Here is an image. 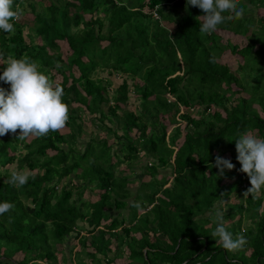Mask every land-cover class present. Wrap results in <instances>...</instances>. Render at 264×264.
Returning <instances> with one entry per match:
<instances>
[{"label": "trees", "instance_id": "trees-1", "mask_svg": "<svg viewBox=\"0 0 264 264\" xmlns=\"http://www.w3.org/2000/svg\"><path fill=\"white\" fill-rule=\"evenodd\" d=\"M170 1L47 0L37 9L40 0H14L29 12L13 33L0 31V74L9 56L37 61L64 88L69 139L76 142L69 132L74 126L80 133L83 111L104 135L81 150L63 129L27 141L0 137V167L14 162L29 175L16 188L11 172L0 169V202L15 205L0 216V242L9 245L7 253L0 249V264H111L124 253V264H264V192L243 196L250 183L234 141L245 131L264 137V0H241L243 17L212 35L199 32L200 9ZM225 49L241 58L232 70L218 61ZM98 69L106 78L93 76ZM111 75L121 78L113 88ZM129 90L137 108L126 107ZM217 155L235 168L219 176ZM138 157L141 176L150 179L138 180L126 206L132 179L117 181L115 173H123L116 167L131 169ZM163 167L170 180L156 178ZM92 185L95 200H81ZM124 208L127 214L115 213ZM216 208L226 209L228 231L247 237L242 250L227 252L211 237ZM72 232L86 260L75 261L76 251L58 259L54 244ZM86 235L97 239L86 245Z\"/></svg>", "mask_w": 264, "mask_h": 264}, {"label": "clouds", "instance_id": "clouds-1", "mask_svg": "<svg viewBox=\"0 0 264 264\" xmlns=\"http://www.w3.org/2000/svg\"><path fill=\"white\" fill-rule=\"evenodd\" d=\"M187 6L203 12L196 17L202 35H212L226 21L240 19L245 13L241 0H186ZM22 14L23 9L14 4V0H0V31L13 33L15 22ZM0 82L8 85L7 88L0 87V137L11 133L23 141L29 137L43 138L65 128L69 107L63 101L64 88L41 71L37 61L26 55L21 58L9 56L0 74ZM234 141L239 172L246 174L250 183L243 196L259 199L264 192V137L245 131ZM212 166L219 170V176H223L225 170L235 168L230 159L219 155ZM28 180L29 175L18 170H13L8 177V182L16 188L23 187ZM14 207L10 202H0V216L11 212ZM225 212L226 209L214 210L216 227L210 235L227 252L242 250L248 243L247 237L244 234L234 236L226 229Z\"/></svg>", "mask_w": 264, "mask_h": 264}, {"label": "rangeland", "instance_id": "rangeland-1", "mask_svg": "<svg viewBox=\"0 0 264 264\" xmlns=\"http://www.w3.org/2000/svg\"><path fill=\"white\" fill-rule=\"evenodd\" d=\"M44 4H47V0H40L39 4H36V8L39 9ZM144 10H145V8H144ZM27 12H29L28 11V7L24 6L23 7V14L21 15V17H20V19L18 21L24 20L25 17H26L25 13H27ZM257 13L260 14V15H263V10L262 9H258ZM165 25L168 28L170 27L167 23H165ZM26 30H27V28L23 29L24 33H26ZM223 35L224 36L221 39L222 42L225 41L224 38L226 37V34L223 33ZM227 36L232 40V42H234V41L237 42L238 43L237 45L239 47L245 44V39H244L243 36H233V35L231 36L229 34H227ZM34 42L35 43H39L40 42L39 38L38 37H34ZM104 43L105 42L103 41L102 44H104ZM218 61L221 62V63L227 64L229 66V68L232 70V69H234L236 67L237 62H241V58L237 54H231L227 49H225V50L222 51L221 56L218 58ZM93 76L94 77L96 76V77H99V78L103 79V78H106L107 74H106L105 71L98 69L96 71V74H93ZM109 77H110V79H112V85H111L112 88L115 87L116 85H118L121 82L120 75H113V76L111 75ZM127 82H128V87L130 89L131 86L129 85V83H130L129 80ZM242 95H243V93H242ZM137 105H138V100L134 99L132 93L129 90L128 91V99H127L126 107L129 108V109H134V108H137ZM191 113H193V112L191 111ZM83 115H84V118L82 119V122H81V131H80V133L77 135L76 128L74 126H73V129H71V131L69 132L71 136H73V137L76 136V138H75L76 142H74L72 139H69V136H68L69 134H67V131H69V130H67V128H63V131L60 130V131H62L64 137L67 138V141L70 144V146L74 147L76 150L77 149L81 150L82 146H83V143L85 141H87L89 138H91V137H95V138L97 137L98 138V137H101V136L104 135L103 132L99 131L88 120L89 115L85 111H83ZM192 115H194V114H192ZM162 121L165 124L168 123L166 118L163 119ZM183 124H184V121L179 122L177 125H179L180 127H183ZM68 129H69V127H68ZM168 129H169V127H168ZM131 134L135 135L133 132H131ZM29 138H27L26 141L29 140ZM48 153L51 154L52 152H48ZM139 153H141V152H139ZM142 159L143 158H141V157L140 158L138 157L137 159H135L133 161V166H132L131 169L128 168V166L125 165V163H121V164H119L116 167V170L121 171L123 173V174H119V172H116V170H115V172H116L115 176H117L115 178H117L116 179L117 181L120 180L122 178V176H124L125 174H128L130 179H132V182L127 185L129 190L131 191V195L129 197H127V199L125 200L126 203H127L126 206L130 203L131 199L134 196V193L136 192V188H138V185H139L138 180L139 181H142V180L148 181L150 179L148 176H144V177L141 176L142 170H141V167H139V164L143 163ZM144 160L146 161L147 159H144ZM81 165L84 166L83 163ZM1 168H7V171L12 172L13 170L16 169V164L13 162V163H11L9 165H6L4 167H0V169ZM18 171H23L25 173H28V170L25 169V168L23 170H18ZM161 175L165 176L166 179L170 180V177H171L170 168L169 167L159 168L158 169V174L156 175V178L159 179V177ZM137 178H139V179H137ZM66 179H72V178L71 177L70 178L66 177L64 179L62 178L60 183L58 184L57 188H59V186L62 185L63 182H65ZM168 184H169V182L166 183L165 185H168ZM242 185H244V184H242ZM93 187H95V186L92 185L91 189H88V188L85 189L84 188L83 194L81 195V200H83V201L84 200H88V201H94L95 200L97 190L95 188H93ZM138 189H140V188H138ZM145 191H146V189H145ZM145 191H143V193ZM139 193L141 195L140 190H139ZM118 211H121L123 214H127L126 211H125V208L124 209H120V210H116L115 213H117ZM139 211H141V209H139ZM247 223H248L247 220L244 221L245 225H247ZM81 233H83V232H81ZM85 237H86V243H85L86 245L88 244V240L89 239H91V238L92 239L93 238L97 239V237H92L90 235H86ZM113 245H114V243L112 242L111 245H110L111 249L113 248ZM3 248L5 249L4 252L7 253V251L9 250V245H6L3 242H0V249H3ZM53 248L57 251V253H58L57 257H58L59 260H60V257L62 255L66 256L67 259H68L69 256L71 257L72 256L71 254H73V252H75V251L79 252V253L76 254V257L73 256L75 261H77L79 258H82V259L86 260V258L83 257L81 246L78 243V241L76 239V236L74 235L73 232L70 233V236H68L66 238V240L63 241L62 244L55 243ZM54 249H53V251H54ZM110 255H113V254L110 253ZM124 262H126L125 253L122 255L121 258H118V259L116 258L111 264H124ZM61 264H63V262H61ZM64 264H71V261L70 260L69 261L66 260Z\"/></svg>", "mask_w": 264, "mask_h": 264}, {"label": "built area", "instance_id": "built-area-1", "mask_svg": "<svg viewBox=\"0 0 264 264\" xmlns=\"http://www.w3.org/2000/svg\"><path fill=\"white\" fill-rule=\"evenodd\" d=\"M172 1H176V0H172ZM151 14L154 18H159L158 14L156 13V7H153L151 9Z\"/></svg>", "mask_w": 264, "mask_h": 264}]
</instances>
